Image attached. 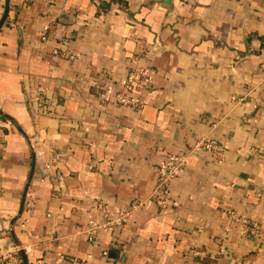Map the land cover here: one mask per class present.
Here are the masks:
<instances>
[{
	"label": "crops",
	"instance_id": "obj_1",
	"mask_svg": "<svg viewBox=\"0 0 264 264\" xmlns=\"http://www.w3.org/2000/svg\"><path fill=\"white\" fill-rule=\"evenodd\" d=\"M9 2L0 27V256L264 264V0ZM137 66L155 70L138 91L144 106L102 104L103 84ZM202 138L217 149L189 154L167 208L140 207L121 225L84 231L102 219L95 202L125 209L148 197L165 155ZM230 211L258 221L262 235L244 237Z\"/></svg>",
	"mask_w": 264,
	"mask_h": 264
},
{
	"label": "built area",
	"instance_id": "obj_2",
	"mask_svg": "<svg viewBox=\"0 0 264 264\" xmlns=\"http://www.w3.org/2000/svg\"><path fill=\"white\" fill-rule=\"evenodd\" d=\"M47 39L46 35L42 36V40L46 41ZM54 53L65 55L71 60H77L79 58L78 55L74 54L72 51L62 52L55 49ZM262 66L264 69V64ZM154 76L155 70L150 67H131L123 82L117 84L111 80L103 84L98 93V98L102 104L114 101L122 106L140 109L144 106V100L141 98L138 91L150 87L154 80ZM203 146L217 149L215 141L202 138L193 144L187 153H167L164 160L159 165L156 184L150 195L146 198L133 200L128 208L112 209L102 200L95 202V207L102 212V219L93 220L84 231L94 236L100 229L121 225L135 209L140 207L157 204L161 208H167L171 199V186L173 181L180 175L185 167L189 154L201 149ZM229 215L238 223L240 232L244 237L258 238L262 235V227L258 221L242 216L234 211H230ZM12 260L13 255L11 254L0 256V264H13ZM81 262L82 260L79 258H73V260H71V264H81Z\"/></svg>",
	"mask_w": 264,
	"mask_h": 264
},
{
	"label": "water",
	"instance_id": "obj_3",
	"mask_svg": "<svg viewBox=\"0 0 264 264\" xmlns=\"http://www.w3.org/2000/svg\"><path fill=\"white\" fill-rule=\"evenodd\" d=\"M9 7H10V2H9V0H6L5 10H4L3 15H2L1 18H0V27L2 26V24L4 23V21L6 20V18H7V16H8ZM32 174H33V170H32V172H31V174H30V178H29V180H28V184L26 185V188H25V191H24V194H23V200H22V203H21V207H20L19 213L21 212V210H22V208H23V206H24V202H25V198H26V193H27V189H28L29 181H30V179H31ZM16 218H17V217H16ZM16 218L13 219V222H14V220H15ZM23 256H24V259L26 260V255H23Z\"/></svg>",
	"mask_w": 264,
	"mask_h": 264
}]
</instances>
